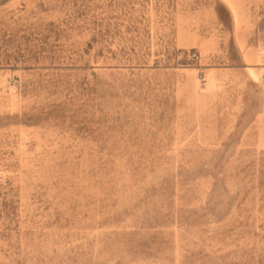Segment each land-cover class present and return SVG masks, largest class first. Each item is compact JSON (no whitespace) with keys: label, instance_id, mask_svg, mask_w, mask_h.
Listing matches in <instances>:
<instances>
[{"label":"rangeland","instance_id":"1","mask_svg":"<svg viewBox=\"0 0 264 264\" xmlns=\"http://www.w3.org/2000/svg\"><path fill=\"white\" fill-rule=\"evenodd\" d=\"M0 264H264V0H0Z\"/></svg>","mask_w":264,"mask_h":264}]
</instances>
